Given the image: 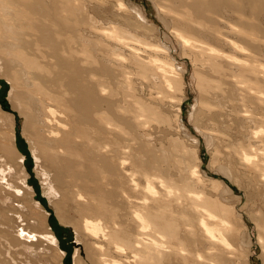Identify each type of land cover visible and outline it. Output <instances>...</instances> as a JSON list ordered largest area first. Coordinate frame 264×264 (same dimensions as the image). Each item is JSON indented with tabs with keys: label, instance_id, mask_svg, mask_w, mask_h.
Masks as SVG:
<instances>
[{
	"label": "bare ground",
	"instance_id": "bare-ground-1",
	"mask_svg": "<svg viewBox=\"0 0 264 264\" xmlns=\"http://www.w3.org/2000/svg\"><path fill=\"white\" fill-rule=\"evenodd\" d=\"M101 1L0 0V74L10 84L11 106L0 109V162L7 172H0V264H65L67 255L48 209L30 187L35 180L18 144L17 114L24 119L22 134L45 195L59 221L77 232L83 249L69 264H131L130 259L133 264H236L232 257L239 252L237 258L251 264L249 235L239 230L248 228L235 209L222 204L229 195L226 183L207 179L199 164L190 168L182 162L190 155L197 159L195 150L186 156L177 139L158 149L145 131V113H154L158 98L141 96L136 86L142 82L134 85L135 74L126 64L135 66L149 88L184 86L173 47L161 40L142 9L127 0H111L109 6ZM151 1L182 51L199 64L194 76L200 94L191 118L211 123L214 137L208 133L206 141H222L223 133H214L235 108L245 113L249 107L253 114L236 125L244 127L246 119L263 125L264 0ZM162 53L168 62L160 59ZM164 115L161 126L167 123ZM181 115L180 107L179 134L185 128ZM261 142L251 149L256 156L246 152L237 158L228 149L214 165L237 183L247 179L249 187L260 184L264 190ZM224 143L214 145L215 151ZM8 176L17 183L3 182ZM8 201L24 205L22 216L30 222L20 236L7 217L18 204ZM260 221L264 227V213Z\"/></svg>",
	"mask_w": 264,
	"mask_h": 264
},
{
	"label": "rangeland",
	"instance_id": "rangeland-1",
	"mask_svg": "<svg viewBox=\"0 0 264 264\" xmlns=\"http://www.w3.org/2000/svg\"><path fill=\"white\" fill-rule=\"evenodd\" d=\"M99 1H101V0H99ZM103 1H104V3L108 2V6L111 5L113 2L111 0H102L101 2H103ZM127 1L130 2V4H132L133 6L142 9V11L147 15L148 19L151 21L150 23H153L158 28L157 33L159 34V36H161V40L165 43H169V44H166L169 47H170V45H171V47H173L171 56H172L173 52L174 51L175 52L173 54L174 56H172V60L175 59L176 60L175 65L177 67L183 69V75H184V79L186 82L184 86L182 84H181V86L179 84H178L179 86H177L176 84L175 85L172 84L173 87L170 90H168L167 87H161V88L155 87L153 89L149 88V87H147L148 85L145 82H143V80L139 76H137L138 70H136L135 66H132L130 64V61L128 60L127 63H129L131 66L129 64H126V68L128 69L129 73H131L132 75L135 74L133 77H131V78H133L132 82L134 83L135 86H136V84L138 85V83L142 82L141 84L138 85V87L136 86V88L140 91V92L139 91L138 92L141 93V96L145 100H147L150 98L151 94L153 93V95H154L153 97H156L159 100V102H158V100L155 102V105L153 107L154 113H149V112L145 113V117L147 120V121H144L145 126H147L145 129L146 133L150 134V136L152 138L151 139L152 144L153 145L157 144V146L155 145V147H158V149H160L162 147H165V148L168 147L169 148V146L172 142V139L173 140L177 139L176 142H181L184 149L187 150V151H184V153L185 152L188 153L190 150H195L196 153L198 152L197 153L198 157L197 156L195 157L197 159H194V157L190 155L191 160H183L182 158H180L179 161L183 160L182 161L183 163H184V161H186V164L184 163L185 165H187V161H188L189 162L188 167H190V168L195 167L197 164H199L202 167V170H203L202 173L205 172V175H208L207 179L213 178V180L216 179L218 181H222V182L226 183V185L229 187V195H227V198H226L228 200H225L226 202L225 201H223V202L221 201V202L225 206L235 209V211H234L235 214L241 216L240 219L242 220V223H245L246 227L248 228L247 231H245L243 228H239V230L243 234L245 233L246 236L249 235V236H247V239H249V240H247V239L246 240L248 241V243L250 241L249 246H250V250L252 251V253H251V264H264V259L262 257L263 252H264V250H263L264 249V244H263L264 240H262L263 237L260 236V234H262V233L264 234V227H262V225H260V224H262V221H260L261 217H262V213H264V207H263L264 206V195H262V197H261V194H264L263 193V191H264L263 187L260 186V184H259L258 187L253 185L255 188L254 187L251 188L248 185L249 183L247 182V179L241 181L240 183L239 182L237 183V181L230 179L228 176H226L221 171H219L218 166L214 165L215 163L213 162V160H215V158H217L222 152L223 153L227 152L228 149H229L228 152H230V151L235 152V154L238 155L237 158L243 157L246 154V152L249 154L252 153L251 156H256L255 155L256 150H251V149L253 147L257 148L258 144L260 145V143H262L261 141H264L263 139H261V137L264 136V135L261 136V134H264V124L263 125L262 124L253 125L250 123V121H248L246 119L244 121V127L243 126L241 127V125H240L241 121L238 122V120L239 119L241 120V117H252V115H253L252 113L249 114V112H248L249 107L247 109L244 106V109H247V111L245 112V113H247L246 114L247 116L243 112L244 111L243 109H242L243 110L242 111L241 109H238V108H235L234 110L231 108L233 110L232 111V110H229V108H228L230 113L228 112V116L225 118V123L221 127L220 132L214 131L215 132L214 135H220L221 136L223 133V135H222L223 137L221 136V139L223 142L222 141H219V142L220 143L225 142L226 144L224 143V146L221 145V150H220L221 152L220 153H219V151L216 152L215 146L219 142L217 140H215L216 142L212 141V143L209 144V142L206 141V138H205L208 133H211V136H213L212 135L213 133L210 131V130H213L210 127L211 123L205 121L206 120L205 118H203L201 120L202 117H200L199 120L196 118H194V120H193L191 118V113H192L191 109H192L193 105L199 100V94H200L199 88L197 87L196 79L194 76L195 75L194 68H195V66L199 67V64L197 62L193 61V59L191 57H189V55H187L186 53H184L182 51V48L179 46L176 39L171 35V33L167 30L164 23L158 17L157 11H156L151 0H127ZM113 4H114V2H113ZM262 19H263V26H264V17ZM165 35H167L166 39H164ZM156 36L157 35H155V37L154 36L153 37L157 38ZM134 44H136V43H134ZM141 47L143 49L144 46H141ZM162 56H164V57H162ZM160 57H162V58H160L162 60H163V58H166V62H168V57L166 54H163V55L160 54ZM196 63H197V65H196ZM131 71H133V73ZM131 74H130V76H131ZM138 74H140V72H138ZM143 83H145V84H143ZM0 84L1 85L3 84L2 86H4L3 91H2V96H1L2 98H1V102H0V109L2 111H4L5 110L4 107H6V108L11 107L10 103L8 101L10 84L7 81V79H5V78L3 79L1 77V74H0ZM180 87H182V88H180ZM142 88H143V90H142ZM138 95H140V94H138ZM183 95H185L186 99L182 103ZM159 98H161L162 101H160ZM238 101H240V99ZM238 101H237V103H239ZM242 103L243 102L241 101V105H242ZM180 107L182 109V115L181 116H182L183 124L185 126V128L184 127L181 128L184 131L183 134L176 133V132H178V130H177V124L175 123L176 122L175 119L177 118L176 115H177L178 109ZM133 110L137 111V109H135V108ZM240 110L244 113L245 116H242L243 113ZM234 111L235 112L236 111L241 112L242 115L241 116L238 115V116H240V117H238L236 115V113L234 114ZM238 112H237V114H241ZM17 115L19 118V123L17 124V132H18V137H19L18 144L21 145L22 153L24 154V157H25L26 163L24 165L26 166L28 172H30V171L32 172V176L34 177L32 179L35 180L34 184H32V181L29 177L30 187L35 188V190L37 191V196H36L37 200H42L44 203L43 205L48 209V211L50 213L49 220L51 221V227L53 228V230L56 231L58 238L60 239V241L62 243L63 250L67 253L64 262H66L65 264H69L67 262V258L69 257L72 259L74 254L76 253V250H78V249H81L80 254H81V256H83V254H84L83 249L80 245V241H78V239H77V232L74 230V228L72 226H70V225L64 226L59 221V218L56 215L55 209L50 205L49 199L45 195L46 190H44V187L42 185V181L40 180V178L38 177V175L35 172L36 159L34 157L32 148L30 147V144L27 141L26 136L24 137L22 134V127H23L24 119L19 114H17ZM157 115H159V116H157ZM163 115L165 116L167 123L161 126L162 123L160 122V118H162ZM261 115H262V113L258 114L257 117H261ZM204 117H206V116H204ZM234 118H236V119L234 120ZM170 120H171V122H170ZM223 120H224V118H223ZM237 123H240V124L236 125ZM171 126H174L173 129L175 131L173 129L172 130L169 129V128H171ZM1 129H3V128H1ZM180 135H182V136H180ZM184 135L185 136L187 135V137H185ZM255 136H257V137H255ZM153 137L154 138L156 137L155 138L156 140H154ZM252 137L256 140L252 139ZM192 140H193V142H192ZM159 142H161V143H159ZM193 143H195V144H193ZM196 143H197V145H196ZM256 143H258V144H256ZM185 155L187 156L186 153H185ZM213 157H214V159H213ZM192 158L195 160L194 162H196V161H199V162L194 163ZM12 162L14 164H16V166H18L17 165L18 161L16 159H14ZM29 162H30V164H29ZM200 162H201V164H200ZM211 163H212V165H211ZM27 164H29L30 166L28 167ZM184 167H186V166H184ZM5 169H6V164L5 163L3 164L2 162H0V172L5 173L4 172ZM22 176H24V174H22ZM9 180H11V181L16 180L15 183H17L16 177L15 178H9V176H8V179L4 180L3 182H6V184L9 183V185L10 184L12 185L14 183V181L11 182ZM0 182H2V181H0ZM256 187L259 188L260 191L262 189L263 190V191H261L262 193L257 192L259 190H257ZM259 193H260V195H258ZM214 196H215L214 198L217 199L216 198L217 195H214ZM22 197H25V195H22ZM258 197L262 198V199H259ZM8 202L10 204H13V205L18 204L15 201H14L15 204L12 201H8ZM8 202H7V204L9 205ZM10 207H12V205ZM18 207L20 210H18ZM13 208L16 209L17 211L16 210L14 211ZM12 209H13L12 210L13 212L10 210L11 211L10 215H9V212H7V217H9V218L11 217L12 219H14V221L12 222V225L14 227V231H16L15 233L17 236H20L23 228L25 230H27V227L29 226L28 227V229H29V228H31V226L29 224H27L29 221L25 220L26 218H23V216H22V213H23L22 210L24 211V205L22 206V205L18 204L17 206L12 207ZM20 216H22V217H20ZM35 227H36V225H35ZM39 227L41 228V224L37 226L38 230L40 229ZM34 230H35V228H34ZM242 230H244V231H242ZM42 231L43 230L40 229L39 233H43ZM246 232H248L249 234ZM259 236L262 239L259 238ZM43 237L45 238L44 235H43ZM27 239L34 241L33 239H35V238L34 237H28ZM48 249H50V248L48 247ZM40 250H42L43 253L50 255V253H49L50 251L45 250L44 247H41ZM46 252H48V253H46ZM240 254H241L240 252L238 254L236 253L235 256L232 257V259L236 261V264H238V263L244 264L241 259H238ZM28 255L30 256L31 254L28 253ZM234 257H236V258L238 257L237 258L238 260ZM129 261H130V263L132 262L131 264H133L132 259H130ZM43 262L45 263L44 260H43ZM48 264H55V262H53V261H52V263L48 262ZM71 264H72V262H71Z\"/></svg>",
	"mask_w": 264,
	"mask_h": 264
},
{
	"label": "water",
	"instance_id": "water-1",
	"mask_svg": "<svg viewBox=\"0 0 264 264\" xmlns=\"http://www.w3.org/2000/svg\"><path fill=\"white\" fill-rule=\"evenodd\" d=\"M67 262L70 263V258L69 257L67 258Z\"/></svg>",
	"mask_w": 264,
	"mask_h": 264
}]
</instances>
